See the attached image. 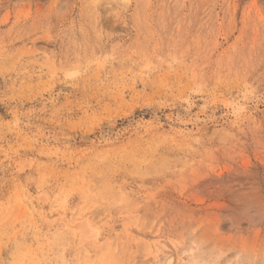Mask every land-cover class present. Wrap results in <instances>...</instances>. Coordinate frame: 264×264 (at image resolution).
Here are the masks:
<instances>
[{
  "label": "rangeland",
  "instance_id": "1",
  "mask_svg": "<svg viewBox=\"0 0 264 264\" xmlns=\"http://www.w3.org/2000/svg\"><path fill=\"white\" fill-rule=\"evenodd\" d=\"M0 264H264V0H0Z\"/></svg>",
  "mask_w": 264,
  "mask_h": 264
}]
</instances>
